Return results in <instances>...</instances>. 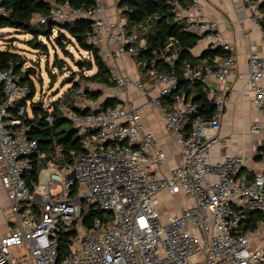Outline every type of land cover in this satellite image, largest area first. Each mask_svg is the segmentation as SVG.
I'll return each mask as SVG.
<instances>
[{
	"label": "built area",
	"instance_id": "obj_1",
	"mask_svg": "<svg viewBox=\"0 0 264 264\" xmlns=\"http://www.w3.org/2000/svg\"><path fill=\"white\" fill-rule=\"evenodd\" d=\"M46 1L50 13L36 15L33 23H47L48 17L59 23L89 19L87 42L98 49L101 59L132 56L146 47L144 31L127 28L122 18L109 20L102 0L89 8ZM5 14L0 0V15ZM175 18L184 19L186 31L221 48L223 54L215 57L212 66L183 65L178 72L152 69L147 79H134L114 65L108 67L115 93H125L132 86L147 98V105L160 111L180 159L165 174L167 155L141 123L143 105L131 98L88 113H78L65 103L42 102L45 120L51 125L55 114L67 118L86 149L72 164H62L56 156L47 159L39 153L25 121L32 116L31 101L19 104L28 97L30 86L19 80L13 63L0 66V163L5 166L0 181L15 223L0 237V264H264V171L248 179L249 174L241 171L244 157L209 158L227 99L225 88H212L211 81L224 83L235 75L234 47L222 41L219 25L206 16L200 0H188L185 9L177 6ZM259 18L256 10L250 20L260 29L264 44ZM104 41L114 48L106 49ZM83 52L91 58V52ZM175 57L173 51L165 59ZM247 57L246 87L252 105L264 117V56L250 43ZM179 79L189 86L200 82L214 108L211 118L197 116L188 129L185 118L196 113L197 106L183 88L178 89ZM171 92V100L164 104V96ZM249 131L260 133L262 124L252 121ZM35 153L41 166L30 188L24 177ZM256 155L264 161V148L259 147ZM161 191L191 196L194 204L162 221L157 210ZM84 203L109 211L111 218L96 219L86 228L81 216ZM250 211L258 213V220L243 228ZM69 229L75 235L67 255L58 260L57 237ZM17 247L23 251L16 255L12 250Z\"/></svg>",
	"mask_w": 264,
	"mask_h": 264
},
{
	"label": "trees",
	"instance_id": "obj_2",
	"mask_svg": "<svg viewBox=\"0 0 264 264\" xmlns=\"http://www.w3.org/2000/svg\"><path fill=\"white\" fill-rule=\"evenodd\" d=\"M67 1L72 7L89 8L95 3V0H57ZM257 6L260 19L258 23L264 29V0H248ZM188 0H120L117 2L118 8L121 9V15L124 17L125 26L129 29L136 28L144 31L146 47L140 49L133 56L138 60L144 61L141 73L149 70L168 72L173 69L176 72L183 65L192 67L212 66L216 56L223 54L219 46L207 47L199 55L193 56L190 50L197 44V40L201 36L197 33H191L184 29L183 19L175 18V10L177 6L185 8ZM5 10V15H0V29L13 28L23 32H31L33 38L27 40L29 46L39 51L44 56L49 53L47 42L54 46V64L58 69L63 67V59L57 57L58 49L63 56H71L72 52L69 46L75 47L77 50L91 52V60H80L84 65V69L91 70L95 67V72L90 75H83L85 81L90 83L100 82L105 85L111 84L108 67L98 53V49H94L87 42V37L91 31V21L86 18H77L71 22H44V24L33 23L36 15L47 16L50 12V6L46 0H1ZM43 26V29L38 28ZM53 29H57L54 33ZM42 36V39L38 37ZM51 36L53 38L51 39ZM176 52V57L167 61L165 59L171 52ZM205 60V63H202ZM10 63H13V70L18 75L22 83L30 86L29 95L20 101V105H25L27 100H30V112L32 116L25 121L30 127L29 135L36 138L39 146V153H44L48 158L57 157L62 164H72L73 159L84 152L86 149L81 144V135L78 136L75 129L71 127L67 118L55 114L52 124L50 125L45 120L46 113L42 110V102L34 101L36 92L35 83L30 79V75L34 74V69L22 70L24 64L23 57L16 51L8 49H0V66L6 68ZM74 87V86H73ZM77 88V87H74ZM179 88H183L187 98L192 103L196 104L197 112L188 115L185 118V128H189V123L192 119L200 116L202 118H211L214 113L211 101L207 97L208 91L200 82L192 83L189 86L188 81L179 79ZM85 93L98 98L101 94L99 90L90 91L84 88ZM174 92L168 96H164V104L171 100ZM53 104H60V99L52 101ZM117 102L115 97L105 98L96 109L113 106ZM78 113H88L92 109H79L73 106L72 102L68 103ZM264 148V146L260 147ZM258 159V157L256 155ZM30 163L31 170L25 175V180L30 188L37 180V174L41 163L38 159V154L31 155ZM253 174L248 175V179ZM82 224L88 228L94 220L107 221L111 218V213L90 203H84L81 210ZM248 217L245 220L243 228L254 225L258 220V213L255 211L247 212ZM75 235L73 229L60 231L57 237L58 260H61L67 255L68 244L71 237Z\"/></svg>",
	"mask_w": 264,
	"mask_h": 264
},
{
	"label": "crops",
	"instance_id": "obj_3",
	"mask_svg": "<svg viewBox=\"0 0 264 264\" xmlns=\"http://www.w3.org/2000/svg\"><path fill=\"white\" fill-rule=\"evenodd\" d=\"M102 1L107 10L106 15L109 20L121 18L119 15L121 14V10H118L116 0ZM200 1L206 16L209 19L215 20L219 25L218 31L222 41L226 43L229 42L233 45L234 57L236 60L235 75L230 76L224 83H218L215 80L211 81L212 88H225L227 99L224 103V110L220 120L221 127L217 133L218 139L210 150L209 158L211 161H215L217 159L231 156V154H237L244 157L245 166L241 170L242 173L253 174L259 171H264V161L256 157V152L259 147L264 146V117L252 105L250 93L246 87L249 44L255 43L257 53L260 56H264V44L260 40L261 31L258 26L250 20V17L255 14L257 6L248 0ZM182 23H184V19L182 20ZM245 33L246 36H244ZM197 41V44L190 50L193 56L199 55L209 46L216 47L209 42L206 43L202 41L201 39H198ZM103 44L109 51L114 48V45L109 42L104 41ZM102 60L105 61L107 67H111L112 65L116 66L122 75H127L134 79L140 77H143L144 79L148 78L147 71L141 73L143 67V64L141 63L142 60H138L133 55H128L122 58L111 55ZM202 63H205V60ZM95 69L96 68L93 67L90 74H93ZM92 84H94L96 89L101 92V95L94 101L87 99L88 97L83 95L80 97L78 103L77 100L70 101L73 103L74 107L79 109H96V107H98L107 97H115L117 101L129 98L133 99L138 104L143 105V112L141 114L142 125L153 133L156 137L157 143H159V146L167 155V161L162 172L164 174L167 173L169 168L179 162L180 159L177 144L174 141L172 134L165 128V126H163L160 111L147 105V98L142 93L137 91L134 87L129 86L125 93L117 94L113 91L111 84L105 85L100 82ZM75 89L76 93L78 88ZM68 103L69 102L65 104ZM252 121H258L262 124V131L260 133H251L249 131ZM4 169V164L0 163V173ZM163 192L167 191H161L159 194H162ZM193 204L194 198L193 203L190 205ZM14 226V216L9 212V202L6 197L5 189L0 181V237L8 233Z\"/></svg>",
	"mask_w": 264,
	"mask_h": 264
},
{
	"label": "rangeland",
	"instance_id": "obj_4",
	"mask_svg": "<svg viewBox=\"0 0 264 264\" xmlns=\"http://www.w3.org/2000/svg\"><path fill=\"white\" fill-rule=\"evenodd\" d=\"M122 8H118L121 10ZM119 14V13H118ZM122 19L124 17L119 14ZM36 16L33 20H35ZM38 28L43 29V26H38ZM34 34L31 32H23L15 30L13 28H3L0 29V49H13L18 52L24 59V64L22 70L28 69V67L34 69V74L30 75V79L35 83V95L34 101H41L46 103L47 101H55L60 99V104L70 102L72 100H77L79 102L80 97L87 96V99L91 101L96 100L92 96L84 93V88L91 90H96V86L88 81H85L83 75H89L91 70L84 69V64L80 60H91V58H86L84 56L83 50L76 49L73 46H69L72 52L71 56H63V54L56 49L57 57L63 59L62 69H58L54 64L53 48L54 46L47 42L49 47V53L47 56L41 54L39 51L33 49L29 46L27 40L33 38ZM42 39V36L38 37ZM53 36H51V39ZM202 41L208 43L203 37L200 38ZM104 45L103 42L101 43ZM144 65V61L141 62ZM78 91L75 93L76 89ZM105 88V87H104ZM75 95V96H74ZM28 113L30 108H28ZM59 190V188L57 189ZM158 205L157 210L161 215L162 221L166 220L168 214L177 213L183 210L184 207L193 203V198L191 196L182 195H169L167 192L158 194ZM23 251V248L17 247L12 250L14 254H19Z\"/></svg>",
	"mask_w": 264,
	"mask_h": 264
},
{
	"label": "water",
	"instance_id": "obj_5",
	"mask_svg": "<svg viewBox=\"0 0 264 264\" xmlns=\"http://www.w3.org/2000/svg\"><path fill=\"white\" fill-rule=\"evenodd\" d=\"M47 20H48V22H49V21H50V18L48 17V19H47Z\"/></svg>",
	"mask_w": 264,
	"mask_h": 264
}]
</instances>
